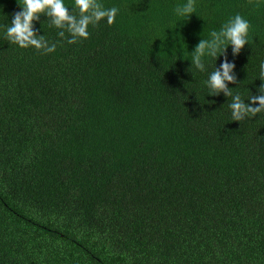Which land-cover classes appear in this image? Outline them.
Masks as SVG:
<instances>
[{
    "label": "trees",
    "instance_id": "1",
    "mask_svg": "<svg viewBox=\"0 0 264 264\" xmlns=\"http://www.w3.org/2000/svg\"><path fill=\"white\" fill-rule=\"evenodd\" d=\"M102 2L115 22L74 43L41 15L45 53L4 37L20 5L0 0V264H264V112L207 96L224 57L188 71L240 14L229 87L256 94L264 0H196L188 20L184 0Z\"/></svg>",
    "mask_w": 264,
    "mask_h": 264
},
{
    "label": "clouds",
    "instance_id": "2",
    "mask_svg": "<svg viewBox=\"0 0 264 264\" xmlns=\"http://www.w3.org/2000/svg\"><path fill=\"white\" fill-rule=\"evenodd\" d=\"M20 10L12 15L10 24L4 31V37L10 44L21 48L35 47L45 53L54 52L56 44H50L43 34L35 28V22L41 15L50 17V22L57 29H61L59 36L69 34L68 43H74L78 38H87L90 35L89 26H97L102 21L111 25L115 22L119 9L115 6L105 7L102 0H74L73 5H68L65 0H17ZM70 8L72 9L70 11ZM78 10V15L74 11ZM193 13L197 14L196 0H184V3L175 9V14L182 20L190 19ZM250 21L240 14L231 17L223 24L219 31H212L209 39H201L191 51V65L199 71L206 70L205 58L210 57L223 61L214 71L208 74L204 82L208 95H220L230 98L228 105L234 121H243L253 118L264 112V62L259 65L258 77L262 81L258 85L257 93L242 98L239 93H233L229 84H236L235 60L227 59V51L231 46L234 57L238 56L246 45H250ZM193 75L194 73L190 71ZM229 100V99H228ZM247 101V102H246ZM203 104V103H202Z\"/></svg>",
    "mask_w": 264,
    "mask_h": 264
}]
</instances>
